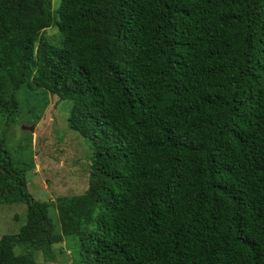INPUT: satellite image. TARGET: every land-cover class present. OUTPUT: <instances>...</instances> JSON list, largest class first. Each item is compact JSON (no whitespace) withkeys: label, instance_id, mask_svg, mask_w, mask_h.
<instances>
[{"label":"trees","instance_id":"16d2710c","mask_svg":"<svg viewBox=\"0 0 264 264\" xmlns=\"http://www.w3.org/2000/svg\"><path fill=\"white\" fill-rule=\"evenodd\" d=\"M47 93L87 187L35 200L0 135V204L26 205L0 264L65 240L72 264H264V0H0V125Z\"/></svg>","mask_w":264,"mask_h":264},{"label":"rangeland","instance_id":"374dc122","mask_svg":"<svg viewBox=\"0 0 264 264\" xmlns=\"http://www.w3.org/2000/svg\"><path fill=\"white\" fill-rule=\"evenodd\" d=\"M57 35L55 26L45 31L49 40H56ZM19 97L26 100L24 88ZM69 108V101L47 93L45 106L37 120L24 110L14 125L8 128L0 125V135L5 134L6 146L14 163L25 168L26 188L35 200L52 201L62 195L81 193L87 187L92 149L84 137L68 127ZM23 126H31L32 130ZM31 160L34 167L26 170V164ZM50 215L59 231L54 206L50 207ZM25 221V203L0 204V237L18 233ZM68 243L65 240L54 245L49 260L37 252V264H72ZM15 252L25 253L26 249L16 246Z\"/></svg>","mask_w":264,"mask_h":264},{"label":"water","instance_id":"95a60500","mask_svg":"<svg viewBox=\"0 0 264 264\" xmlns=\"http://www.w3.org/2000/svg\"><path fill=\"white\" fill-rule=\"evenodd\" d=\"M24 128H27L28 130H32V127H28V126H23Z\"/></svg>","mask_w":264,"mask_h":264}]
</instances>
